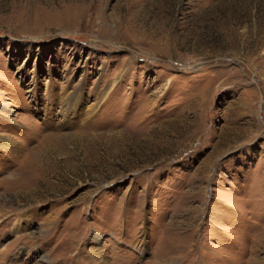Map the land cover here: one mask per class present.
<instances>
[{"label":"rangeland","instance_id":"rangeland-1","mask_svg":"<svg viewBox=\"0 0 264 264\" xmlns=\"http://www.w3.org/2000/svg\"><path fill=\"white\" fill-rule=\"evenodd\" d=\"M0 264H264V0H0Z\"/></svg>","mask_w":264,"mask_h":264},{"label":"bare ground","instance_id":"bare-ground-1","mask_svg":"<svg viewBox=\"0 0 264 264\" xmlns=\"http://www.w3.org/2000/svg\"><path fill=\"white\" fill-rule=\"evenodd\" d=\"M12 144V142L11 141H9V145H11Z\"/></svg>","mask_w":264,"mask_h":264}]
</instances>
